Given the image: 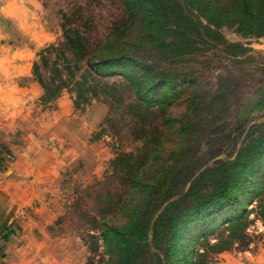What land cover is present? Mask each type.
<instances>
[{"label":"rangeland","instance_id":"obj_1","mask_svg":"<svg viewBox=\"0 0 264 264\" xmlns=\"http://www.w3.org/2000/svg\"><path fill=\"white\" fill-rule=\"evenodd\" d=\"M1 7L11 9L26 28L20 30L0 11V50L24 53L30 39H36L35 49L33 45L29 51L31 77L20 81L35 80L43 91L33 72L36 62L44 84L53 91L54 85L60 86L55 98L46 93L36 99L33 114L45 113L48 119L46 113L52 112L57 98L86 121L92 105L97 107L95 114L102 113L90 136L100 146L99 165L87 168L90 163L76 161L61 171L66 182L63 216L81 246L70 256H77L78 264L116 263V248L101 232L126 222L129 209L141 196L140 188L132 187L137 175L142 182L155 183L153 202L143 208L144 215L152 213L154 220L170 200L190 187L201 170L215 160L232 158L249 125L253 129L264 121L261 114L241 115L254 94L264 89V34L244 35L234 25H221L222 40L211 35L197 37L189 51L180 54L130 41L125 47L138 60L178 75L181 82L176 95L162 101L161 89H156L157 95L144 103L136 99L125 75L94 74L85 91L86 104L77 98L73 84L86 70L85 56L95 52L108 36L122 31H116L117 27L125 26L120 34L128 39L139 32L137 16L124 0H0ZM70 39H76L73 45L68 43ZM78 41L86 46L83 55L78 54ZM66 65L75 78H70ZM207 175L199 179L200 185L209 184ZM251 194L242 197L247 212L239 221L209 220L204 227H185L180 233L184 235L180 253L190 247L192 264H264V220L257 210L258 201L264 204V184L259 197ZM202 229L205 232L197 235ZM133 264L154 263L147 252H141Z\"/></svg>","mask_w":264,"mask_h":264},{"label":"trees","instance_id":"obj_2","mask_svg":"<svg viewBox=\"0 0 264 264\" xmlns=\"http://www.w3.org/2000/svg\"><path fill=\"white\" fill-rule=\"evenodd\" d=\"M132 14L137 16L139 32L132 39L125 38L121 32L125 26L117 27L102 45L93 53L85 56L86 70L80 78L73 79L75 94L86 104L89 98L85 91L95 75L108 76L115 72L125 75L138 101L149 100L161 89V99L166 101L176 95L181 80L177 74L162 71L144 59L138 60L125 47L130 41L134 45L153 48L155 51L188 52L194 39L211 35L215 40H222L219 31L221 25L236 26L239 33L259 37L264 34V0H124ZM76 39H74V42ZM69 40V44H74ZM78 54L83 55L86 46L78 41ZM240 51L244 49L240 47ZM65 58V56L63 55ZM66 59V58H65ZM33 72L43 88V95L51 93L55 98L60 94V86L47 87L38 72L35 62ZM70 78H75L73 71L66 65ZM62 81V75L57 71ZM54 82V81H53ZM52 82V83H53ZM64 84V83H63ZM262 90V89H260ZM259 90V91H260ZM53 91V92H52ZM256 92L255 94L259 93ZM263 93V92H262ZM261 93V94H262ZM47 94V95H48ZM262 96V95H261ZM151 97V98H152ZM77 98L73 104L78 106ZM263 99L256 102L261 108ZM255 107L244 106L242 117L253 114ZM264 115V112L256 113ZM247 133L236 154L223 161L215 160L210 166L201 170L177 198L170 200L164 210L152 219V213L144 215L143 208L153 202L154 182H142L137 175L132 183L133 188H140L141 196L136 205L129 209L126 222L119 226L103 229L101 234L105 241L110 240L116 248L115 264H133L139 253H148L154 264H192L190 247L180 253V235L185 227L198 224L203 227L209 220L216 223L226 219L231 223L245 216L247 210L242 208V197L252 192L251 196L259 197L264 184V121ZM257 132V133H255ZM174 147L171 149L173 153ZM209 176H208V175ZM207 175L208 183L199 184V179ZM205 184V185H204ZM257 210L264 220V204L257 202ZM213 219V220H212ZM237 222V221H236ZM233 222V224H236ZM231 225V226H232ZM205 232L202 229L197 233ZM184 233V232H183Z\"/></svg>","mask_w":264,"mask_h":264},{"label":"crops","instance_id":"obj_3","mask_svg":"<svg viewBox=\"0 0 264 264\" xmlns=\"http://www.w3.org/2000/svg\"><path fill=\"white\" fill-rule=\"evenodd\" d=\"M0 11L25 30L11 9ZM30 40L24 53L0 50V232L6 229L0 233V264H78L70 256L81 246L63 216L61 171L76 161L90 163L87 168L99 165L100 146L90 136L102 113L95 114L92 105L86 121L57 98L48 119L33 114L43 91L35 80L20 81L31 77L29 51L37 43ZM260 97L264 101L263 88L246 105L254 113L264 112V104L256 108Z\"/></svg>","mask_w":264,"mask_h":264},{"label":"built area","instance_id":"obj_4","mask_svg":"<svg viewBox=\"0 0 264 264\" xmlns=\"http://www.w3.org/2000/svg\"><path fill=\"white\" fill-rule=\"evenodd\" d=\"M6 232V229L1 230V234H4Z\"/></svg>","mask_w":264,"mask_h":264}]
</instances>
